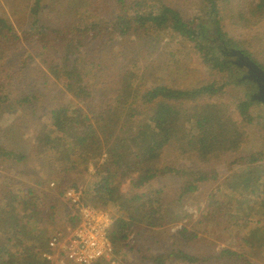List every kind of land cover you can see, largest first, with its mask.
I'll list each match as a JSON object with an SVG mask.
<instances>
[{"label": "trees", "instance_id": "16d2710c", "mask_svg": "<svg viewBox=\"0 0 264 264\" xmlns=\"http://www.w3.org/2000/svg\"><path fill=\"white\" fill-rule=\"evenodd\" d=\"M99 2L102 6L93 7L89 0H53L45 15L32 8L36 18L18 27L8 14H22L19 3L0 13V125L12 117L6 129L25 140L23 125L26 116L34 122L35 103L46 101L41 110L50 111L49 121L30 135L41 176L23 172L35 185L12 178L11 168L0 176L5 192L0 196V264H49L43 258L51 253L46 243L67 237L55 220L63 218L71 233L80 226L84 208L111 215L106 236L116 259L127 264L123 250L134 251L138 238L189 218L181 210L171 213L167 185L151 186L160 179L173 182L174 204L201 185H215L205 199L210 217L203 218L212 225L209 235L227 238L228 244L207 253L191 249L199 241L214 243L183 227L169 235L165 253L141 252L143 264H264V146L255 145L249 130L264 132V105L250 91L238 96L251 83L224 50L241 49L264 70V37H232L224 27L260 25L264 0ZM98 11L104 18L92 21ZM19 18L25 22V16ZM165 31L170 46L193 50L209 80L186 88L155 82L147 87L146 67L155 65L144 50L135 51L129 36L144 32L160 42ZM98 58L103 63L90 68ZM34 61L43 71L38 69L37 80L48 76L58 87L23 84ZM12 89L20 94L14 103ZM57 93L62 100L53 103ZM0 140V163L12 166L27 159L9 147V139ZM67 190L79 192L77 204L66 200Z\"/></svg>", "mask_w": 264, "mask_h": 264}, {"label": "rangeland", "instance_id": "374dc122", "mask_svg": "<svg viewBox=\"0 0 264 264\" xmlns=\"http://www.w3.org/2000/svg\"><path fill=\"white\" fill-rule=\"evenodd\" d=\"M94 7L95 5L102 6V4L99 2V0H89ZM191 1V0H189ZM233 1V0H231ZM243 1V0H242ZM247 2H254L255 0H244ZM73 1L69 2L72 4ZM13 3H19L20 8L22 7L23 11L22 14L17 13L19 16H25V22L19 18V16L13 17L12 12L8 14V17L10 18V21L18 27L20 24L26 25L27 22L32 21L36 16L31 14V9L34 8L35 12L38 15L42 14L45 15V13L48 12V9H50L53 6V0H13ZM12 2H6L5 0H0V13L1 12H9V6L10 4L14 5ZM91 8V10L93 9ZM248 7V6H245ZM244 7V9H246ZM83 12V9L80 10ZM109 16V15H108ZM27 18L29 19L27 21ZM38 18V17H37ZM104 18V15L98 11L96 13L93 12L91 15L92 21H97L99 19ZM17 20H20L19 22ZM47 19L42 18V21H46ZM50 23V21L48 22ZM225 24V31L228 32V34L232 37H235V35L239 38H251L254 35H258L260 37H264V21L258 25V26H239L236 29H233L230 27L229 23ZM144 32H140L139 34L133 33V35L129 36V40H133L134 46H136L135 51L140 52L144 50L145 56L147 58L149 57V62L153 63L155 65L154 68H147L146 72L143 76V82L146 83L147 87L152 85L153 82L155 84H164L167 86H172L174 88H186V87H192L196 85L198 82H204L205 80L210 79V74L208 70L201 64L198 56H196L193 52V50H185L183 52V48L180 46H170L171 43L168 41L170 40V34L166 31L164 32V39L160 42H157V36L151 35V38H147ZM213 32H211V36L213 37ZM213 40V39H211ZM177 42V41H176ZM219 44H215V46H218ZM246 49H250L249 45L245 46ZM237 51H240L244 54V52L240 49H234ZM174 52L175 56L172 57L170 53ZM246 55V54H244ZM234 60V59H233ZM36 61L30 63L29 68L24 72L23 75V84L29 85L34 84L39 81L40 83L46 82L47 87L51 90H54L55 86H59L54 80H52L50 77L47 76V78H43L41 76V80H37V76L39 74L38 69H40V65L36 63V66L34 64ZM102 64L103 59L97 60V62H90L89 67L94 68L96 65ZM144 65V64H143ZM41 70V69H40ZM42 71V70H41ZM43 72V71H42ZM46 73V72H45ZM31 90V89H29ZM238 92L241 89H236ZM246 91H249L247 86H244V89H242L238 96L245 97ZM20 94L16 92L14 89H12V96L14 98L13 103L16 99H18V96ZM222 99V98H221ZM53 103H57L58 101L62 100V97L59 93H57V96H54ZM222 100H227L225 97ZM47 104L46 101H43L42 104L35 103L34 107L36 110V115L34 119V122L32 123V120L29 116H26L23 127L26 128L27 138L22 139L21 137L14 136L10 131L6 129L7 125L11 121L12 117H9L8 119H3L2 125H0V136L4 138L5 140L9 139V147L15 146L17 147V150L23 151L27 157V159L21 163H15V165L10 166L7 162L0 163V176L2 174H9L10 168L12 170L11 174L12 178L21 180L24 184H29L26 186H34L35 183L33 179H27L26 171L23 172V170L27 169V172L31 175H39L41 176V173L38 172V165L36 163V149L33 146V139H30V135L38 134L39 128L43 125V123H46L49 121L50 118V111H42L41 109ZM261 106H263L261 103H259ZM28 106V105H27ZM29 107V106H28ZM22 107H19L14 104V109L20 110ZM30 110V109H29ZM19 114V112H18ZM233 115V114H232ZM237 117V114L234 113V118ZM37 121V122H35ZM38 123V127L36 128V125ZM22 124H20L21 126ZM18 128V125H17ZM249 130L254 135L253 142L255 145L261 147L264 146V132L259 131L257 128L251 126ZM26 132H23L24 137ZM1 141V140H0ZM4 142V141H1ZM7 142V141H6ZM1 160V159H0ZM92 167L90 166L89 171L91 172ZM16 173H19L20 176H17ZM21 178V179H20ZM37 178V177H36ZM84 178V177H82ZM84 179L81 180L80 185L83 186ZM164 184L167 185V189L165 190V194L169 200L168 207L170 208V211L172 214H179L182 212H178L179 210L183 211L186 215H188L189 218H186L180 222L172 223L169 225V230L161 231L156 230L149 234V237H140L137 239L136 242V248L135 250H131L129 248H125L123 250L125 259H127V264H143L142 263V257L143 254L141 252H147L148 254H158V253H165L168 250V247L171 243L170 234L177 233L178 230L185 227L187 229L193 230L197 237L199 238H206L212 241L214 245H201L200 241L196 244L191 245V249L195 248H201L203 253L211 252L213 249H220L222 247H225L228 244L227 238L221 237L219 239L217 236L213 237L209 235V232L212 228L211 224H207L204 221V215H206V206H205V199L207 198L209 191L215 186L207 185H201L199 186V189L186 196L181 203L174 204L173 197H174V187L173 182H171L169 179H160L158 183L154 184L152 183L151 186H157L161 187ZM24 187V186H23ZM8 193V192H7ZM5 195V192L3 191V188H0V196ZM207 217H210V215H206ZM58 218V216H57ZM109 224L107 226V229L111 226L112 223V217L110 214H108ZM61 223L58 221V219L55 220L54 225L56 228L64 232L65 235H69L70 228L67 224H65L63 221V218L60 220ZM211 223V222H210ZM55 228V229H56ZM208 230V231H207ZM68 237V236H67ZM133 244V243H132ZM131 245V244H130ZM236 246H232V248H235ZM236 249V248H235ZM115 257V254H114ZM116 258V257H115ZM123 264V263H121ZM146 264V263H145ZM166 264H179V263H166Z\"/></svg>", "mask_w": 264, "mask_h": 264}, {"label": "built area", "instance_id": "2783aa9c", "mask_svg": "<svg viewBox=\"0 0 264 264\" xmlns=\"http://www.w3.org/2000/svg\"><path fill=\"white\" fill-rule=\"evenodd\" d=\"M64 197L77 204L79 192L67 190ZM82 222L68 237H53L46 243L50 254L43 258L49 264H121L106 236L108 213L84 208L80 211Z\"/></svg>", "mask_w": 264, "mask_h": 264}, {"label": "water", "instance_id": "95a60500", "mask_svg": "<svg viewBox=\"0 0 264 264\" xmlns=\"http://www.w3.org/2000/svg\"><path fill=\"white\" fill-rule=\"evenodd\" d=\"M226 54L234 58L232 63L238 65L240 68H245L246 73L244 79H247L256 85V93H254L251 98L262 105H264V70H262L257 64L252 62L247 55H244L242 52L231 49L229 52L226 51Z\"/></svg>", "mask_w": 264, "mask_h": 264}, {"label": "flooded vegetation", "instance_id": "af4514ba", "mask_svg": "<svg viewBox=\"0 0 264 264\" xmlns=\"http://www.w3.org/2000/svg\"><path fill=\"white\" fill-rule=\"evenodd\" d=\"M232 61H234V60H232ZM231 61V62H232ZM234 64V63H233ZM237 68H239L240 69V71H241V73H242V76H241V78L245 81V80H247V79H244V76H245V73H246V69L245 68H240L238 65H236V64H234ZM249 81V80H248ZM249 83H251L252 84V82L250 81ZM251 84H249L248 86H247V88H248V90L250 91V92H252V94H250V96L251 95H253L254 93H256V85L254 86L253 84L251 85Z\"/></svg>", "mask_w": 264, "mask_h": 264}]
</instances>
